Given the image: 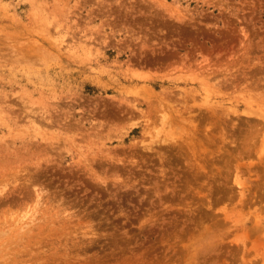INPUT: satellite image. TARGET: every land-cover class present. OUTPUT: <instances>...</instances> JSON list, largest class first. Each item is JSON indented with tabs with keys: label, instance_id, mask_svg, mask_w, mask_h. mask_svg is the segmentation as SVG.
I'll list each match as a JSON object with an SVG mask.
<instances>
[{
	"label": "rangeland",
	"instance_id": "rangeland-1",
	"mask_svg": "<svg viewBox=\"0 0 264 264\" xmlns=\"http://www.w3.org/2000/svg\"><path fill=\"white\" fill-rule=\"evenodd\" d=\"M0 100V264H264V0H0Z\"/></svg>",
	"mask_w": 264,
	"mask_h": 264
},
{
	"label": "bare ground",
	"instance_id": "bare-ground-1",
	"mask_svg": "<svg viewBox=\"0 0 264 264\" xmlns=\"http://www.w3.org/2000/svg\"><path fill=\"white\" fill-rule=\"evenodd\" d=\"M5 84V83H4ZM1 101V100H0ZM8 141V140H7ZM15 142V141H14ZM9 143H10V141H9ZM6 145V144H5ZM14 145V144H13ZM11 148H10V146H9V150H10ZM1 159V158H0Z\"/></svg>",
	"mask_w": 264,
	"mask_h": 264
}]
</instances>
